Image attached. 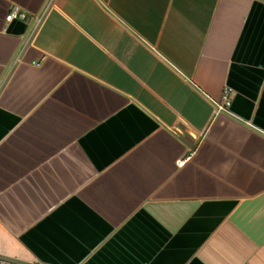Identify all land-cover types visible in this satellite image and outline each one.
<instances>
[{
    "label": "crops",
    "instance_id": "1",
    "mask_svg": "<svg viewBox=\"0 0 264 264\" xmlns=\"http://www.w3.org/2000/svg\"><path fill=\"white\" fill-rule=\"evenodd\" d=\"M0 256L264 264V0H0Z\"/></svg>",
    "mask_w": 264,
    "mask_h": 264
},
{
    "label": "built area",
    "instance_id": "2",
    "mask_svg": "<svg viewBox=\"0 0 264 264\" xmlns=\"http://www.w3.org/2000/svg\"><path fill=\"white\" fill-rule=\"evenodd\" d=\"M44 17V13L39 14H28L27 12L21 10L19 7H14L9 14L6 16V21H12L14 19H21L24 21H29L31 24V31L34 32L36 28L40 25L42 22V19ZM232 88L226 87L223 92L222 102L218 105V109L221 110H228L229 106L231 105V93ZM188 159H190V156H187L186 158L180 159L178 161V165L182 166Z\"/></svg>",
    "mask_w": 264,
    "mask_h": 264
},
{
    "label": "trees",
    "instance_id": "3",
    "mask_svg": "<svg viewBox=\"0 0 264 264\" xmlns=\"http://www.w3.org/2000/svg\"><path fill=\"white\" fill-rule=\"evenodd\" d=\"M4 262L5 264H25V263H19V262H15L13 260L7 259L3 256H0V263ZM29 264V263H27Z\"/></svg>",
    "mask_w": 264,
    "mask_h": 264
},
{
    "label": "rangeland",
    "instance_id": "4",
    "mask_svg": "<svg viewBox=\"0 0 264 264\" xmlns=\"http://www.w3.org/2000/svg\"><path fill=\"white\" fill-rule=\"evenodd\" d=\"M0 264H5L4 262L0 263ZM29 264H39V263H36V262H32V263H29Z\"/></svg>",
    "mask_w": 264,
    "mask_h": 264
}]
</instances>
